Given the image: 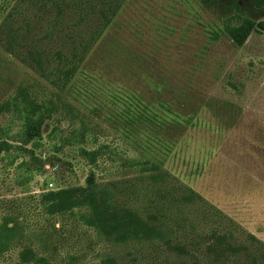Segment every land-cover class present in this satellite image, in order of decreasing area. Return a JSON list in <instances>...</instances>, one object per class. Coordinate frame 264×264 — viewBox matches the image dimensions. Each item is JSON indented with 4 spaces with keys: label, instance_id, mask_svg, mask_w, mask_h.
<instances>
[{
    "label": "rangeland",
    "instance_id": "rangeland-1",
    "mask_svg": "<svg viewBox=\"0 0 264 264\" xmlns=\"http://www.w3.org/2000/svg\"><path fill=\"white\" fill-rule=\"evenodd\" d=\"M8 1L0 0V12ZM235 13L233 0L211 6L200 0H126L104 45L61 91L75 105L74 114L61 111L46 120L39 144L27 146L33 156L12 152L0 160V213L22 215L31 231L28 241L51 264H264V245L248 235L264 236V32L236 45L226 31L227 24L240 23ZM257 18L264 20V11ZM39 20L33 21L35 31L47 25ZM23 84L43 97L58 91L0 45V103ZM141 110L153 120H139ZM131 116L136 126L126 122ZM0 125L19 141V113H3ZM99 145H105L104 155L92 165L81 149ZM144 158L169 173L147 194L141 188L149 171L129 163ZM91 171L101 183H117L121 201L144 214L155 211L152 223H170L165 235L115 243L84 224L86 208L44 213L42 191L86 185ZM170 181L202 195L227 220L182 201L184 191L174 185L170 194ZM166 203L175 209L179 204V211L159 217ZM184 219L183 227L178 223ZM219 233L229 234L221 239ZM18 250L3 262L12 264Z\"/></svg>",
    "mask_w": 264,
    "mask_h": 264
},
{
    "label": "trees",
    "instance_id": "trees-1",
    "mask_svg": "<svg viewBox=\"0 0 264 264\" xmlns=\"http://www.w3.org/2000/svg\"><path fill=\"white\" fill-rule=\"evenodd\" d=\"M125 1H8L7 9L0 12V45L58 91H52L50 95L43 97L30 88L32 86L23 84L18 86L9 99L0 103V115L5 112H17L23 119L22 135L17 142L11 139L6 127L0 125V160L12 152H27L33 156L32 150L27 146L39 144L46 120L61 111L74 114L75 105L67 101L61 91L72 83L95 48L104 45L103 36L110 30ZM200 1L206 6L214 4V0ZM242 2L246 3V7L240 5ZM233 3L238 11L235 13L236 19L240 20V23L227 24L226 31L236 45L242 46L253 32H264V20L257 18L264 11V0H233ZM39 11L43 12V15H39ZM36 18L40 19L37 21L38 24L42 21L47 22V25H42L38 31H35V25L33 26ZM136 115L142 121L153 120V117L144 110L138 111ZM135 121L134 116L126 117V122L131 126H136ZM82 128L81 135L85 137L87 132L85 122ZM105 148V145L92 149L82 148L80 154L90 164L96 165L104 155ZM129 163L139 165L143 171H149L146 185L141 188L143 194L149 192V186L157 187L155 184L158 182L168 180L169 173L159 163L149 158ZM172 185L173 188L184 191L182 201L186 200L198 208L202 207L201 209L211 217L216 215L222 221L227 220L219 208L181 183L173 181L172 184L170 181L167 186L170 194H174ZM116 186L117 183L113 182H99L96 173L91 171L86 179V185L46 189L40 193L38 200L44 213L49 216L70 213L76 208H86L87 210L80 216L84 224L94 227L105 239L115 243L126 244L130 241L162 238L170 223L165 227L164 222L152 223V218L158 220L155 211L151 209L149 213L144 214L121 201ZM170 205L171 203H166V207L161 209L163 212L158 211L161 213L159 217H165L168 210L179 211V204L176 205L177 209L174 204L171 207ZM172 220L174 221V218ZM187 221L184 219L178 224L184 227ZM29 228L22 215L9 210L0 213V264H9L4 263L2 259L14 248L19 250L17 259L12 264H51L47 255L40 254L37 247L28 241L27 233L31 232ZM31 234L35 235L37 240H43L38 232L33 231ZM228 234L219 233L218 237L223 239L224 236L228 237ZM248 235L264 245L253 233ZM227 247L229 246L226 245V249ZM226 251L223 253L226 254Z\"/></svg>",
    "mask_w": 264,
    "mask_h": 264
},
{
    "label": "crops",
    "instance_id": "crops-1",
    "mask_svg": "<svg viewBox=\"0 0 264 264\" xmlns=\"http://www.w3.org/2000/svg\"><path fill=\"white\" fill-rule=\"evenodd\" d=\"M254 234V233H253ZM261 236V238L260 239H262V238H264V236H262L261 234H259V237ZM263 242H264V240H263Z\"/></svg>",
    "mask_w": 264,
    "mask_h": 264
}]
</instances>
